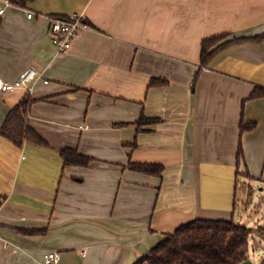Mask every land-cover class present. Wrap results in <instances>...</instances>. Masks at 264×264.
Here are the masks:
<instances>
[{
    "label": "crops",
    "instance_id": "1",
    "mask_svg": "<svg viewBox=\"0 0 264 264\" xmlns=\"http://www.w3.org/2000/svg\"><path fill=\"white\" fill-rule=\"evenodd\" d=\"M74 13L89 27L60 52L47 15ZM0 16V84L29 66L40 75L0 89V130L29 93L28 123L51 145L0 135V264H43L51 250L56 264H135L194 219L258 224L238 206L239 186L264 188V96L250 98L264 87V39L207 65L201 43L263 33L264 0L11 1ZM66 146L94 160L64 165Z\"/></svg>",
    "mask_w": 264,
    "mask_h": 264
},
{
    "label": "trees",
    "instance_id": "2",
    "mask_svg": "<svg viewBox=\"0 0 264 264\" xmlns=\"http://www.w3.org/2000/svg\"><path fill=\"white\" fill-rule=\"evenodd\" d=\"M19 5H25L34 0H10ZM2 19L0 16V25ZM230 33H224L206 38L201 43V64L207 65L221 49L243 41L259 42L264 39V32L257 35L238 36L226 40ZM152 82L155 81L152 79ZM264 96V87L256 86L250 98ZM29 93L26 94L7 114L0 130V135L10 139L21 146L31 142L46 147L51 145L28 123V112L34 101ZM154 119L141 117L139 124ZM241 130L252 129L255 123H244L242 119ZM64 165H90L93 157L82 154L74 147L59 149ZM240 144L238 161L243 156ZM128 167L159 174L162 165L149 163L128 164ZM251 178V177H250ZM262 226V227H261ZM264 231V224L259 225ZM254 227L232 219L198 218L180 225L174 232L168 234L155 245L146 255L135 264H241L250 259V246ZM24 232H45V229L29 230Z\"/></svg>",
    "mask_w": 264,
    "mask_h": 264
},
{
    "label": "built area",
    "instance_id": "3",
    "mask_svg": "<svg viewBox=\"0 0 264 264\" xmlns=\"http://www.w3.org/2000/svg\"><path fill=\"white\" fill-rule=\"evenodd\" d=\"M11 5V1L7 0L0 4V15L4 14L5 7ZM36 12L29 10L28 17L31 18ZM47 17L51 22L50 37L53 43L57 46L60 52H64L70 45V41L80 32L88 28V22L84 15L74 13L70 15L49 14ZM39 73L36 68H26L16 79L12 82H2L0 89L2 91H12L17 88H30V84L38 79ZM47 81V80H46ZM43 264H56L60 260V252L56 250L47 251L43 255Z\"/></svg>",
    "mask_w": 264,
    "mask_h": 264
},
{
    "label": "rangeland",
    "instance_id": "4",
    "mask_svg": "<svg viewBox=\"0 0 264 264\" xmlns=\"http://www.w3.org/2000/svg\"><path fill=\"white\" fill-rule=\"evenodd\" d=\"M79 35L75 36L70 41V45H69V47L66 48V50H68L70 48L73 41ZM29 67H33V66H29ZM39 78H40V75H39L38 79ZM240 178L242 180L244 179L245 181L247 180V178H249L248 180L252 179L249 177V175L247 177V173H240ZM246 185H248V182L246 183ZM249 185L250 186H247V187L246 186L245 187L239 186V195L242 196L243 193H245V195L243 197L244 201H243V198L240 199L238 209L242 210L244 208L246 210V214L250 215V214L254 213V215H255V218H256L258 224L253 223V225L255 227L253 228L254 232L252 233L253 237L251 239L250 260H252L253 264H264V231H263V229H261L262 226L260 228L257 227L258 225L264 224V216H263V213H264V188H263V186L258 185L257 183L254 185L253 184H249ZM245 224L248 226V223H245Z\"/></svg>",
    "mask_w": 264,
    "mask_h": 264
},
{
    "label": "water",
    "instance_id": "5",
    "mask_svg": "<svg viewBox=\"0 0 264 264\" xmlns=\"http://www.w3.org/2000/svg\"><path fill=\"white\" fill-rule=\"evenodd\" d=\"M241 264H253L252 260L248 259L244 262H242Z\"/></svg>",
    "mask_w": 264,
    "mask_h": 264
}]
</instances>
